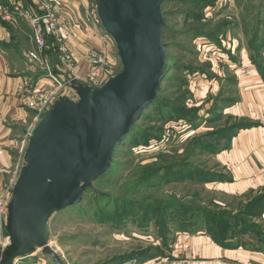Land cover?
Returning <instances> with one entry per match:
<instances>
[{
    "label": "rangeland",
    "instance_id": "obj_1",
    "mask_svg": "<svg viewBox=\"0 0 264 264\" xmlns=\"http://www.w3.org/2000/svg\"><path fill=\"white\" fill-rule=\"evenodd\" d=\"M162 11L169 69L158 106L116 148L97 192L52 215L62 264H222L214 245L262 252L264 263V129L245 136L264 128V0H167ZM111 50L108 77L121 69ZM38 120L11 147L13 181ZM16 264L57 263L38 249Z\"/></svg>",
    "mask_w": 264,
    "mask_h": 264
},
{
    "label": "water",
    "instance_id": "obj_2",
    "mask_svg": "<svg viewBox=\"0 0 264 264\" xmlns=\"http://www.w3.org/2000/svg\"><path fill=\"white\" fill-rule=\"evenodd\" d=\"M167 0H94L115 44L121 69L101 85L76 83L74 97L55 100L32 128L7 207L8 245L0 264H16L49 246L54 213L80 203L110 169L116 148L154 102L167 73Z\"/></svg>",
    "mask_w": 264,
    "mask_h": 264
},
{
    "label": "crops",
    "instance_id": "obj_3",
    "mask_svg": "<svg viewBox=\"0 0 264 264\" xmlns=\"http://www.w3.org/2000/svg\"><path fill=\"white\" fill-rule=\"evenodd\" d=\"M23 8L36 13H43L51 8L58 13L61 20V32L74 58L76 73L81 74L88 69L85 54L87 50L99 46L97 39L92 35L91 30H87L86 26L82 25L81 29L70 27L73 23L72 18L82 19L83 6L77 1L0 0V151H2L0 155V195L5 190H9V186L11 187L15 179L17 169L10 171L11 147L19 146L18 142L22 140L23 135L21 134L24 127L33 122L35 113L25 105L29 96L33 92V94L47 97L48 92L55 86L50 82L49 73L59 79L66 78L61 69V58L59 52L56 51L57 44L54 38H51L53 43H50L47 52L45 51L46 58L40 60L28 58L27 52L35 48V43L27 21L17 14V11ZM6 11L11 13V21L3 19ZM70 82V97H72L73 86L79 81ZM262 129H264L262 126L253 127L246 132L248 134L245 136L246 138H252L254 134L257 136L261 134L259 131ZM250 141L247 140V143ZM210 247L212 256L209 257L213 258L212 261L224 259L225 262L222 264H258L257 256L262 255V252L248 249H226L217 245ZM262 259L264 260L263 256Z\"/></svg>",
    "mask_w": 264,
    "mask_h": 264
},
{
    "label": "built area",
    "instance_id": "obj_4",
    "mask_svg": "<svg viewBox=\"0 0 264 264\" xmlns=\"http://www.w3.org/2000/svg\"><path fill=\"white\" fill-rule=\"evenodd\" d=\"M70 1H77L80 5H82L84 13L83 19L81 20L72 18L73 23H71L70 27L81 29L82 25L84 27L86 26L87 30H91V32H93L99 44L98 48L87 50L85 58L88 69L81 74L76 73L75 71L74 58L67 47V44L65 43V36L61 32V20L55 10L49 8L43 13H36L28 9H20L17 11V14L27 21L28 27L31 31V36L35 43V48L27 52L28 58L30 60H40L42 58H46V40L48 37L54 38L57 44V51L59 52L61 58V69L66 75V78L59 79L57 76L51 73L48 74L50 82H52V84L55 86L48 92L47 97L36 95L35 93L33 94V92L31 93L25 105L34 111L35 120L38 118L40 119L55 100L63 99L66 96L70 97V81L78 80L79 82L87 83L93 86H99L106 80V78H108V70L115 63L110 57L112 55L111 47L114 48L115 44L103 30L96 15L95 5H91L89 0ZM3 19L11 21V13L6 11ZM39 81L41 82V80ZM32 127L34 126L32 125ZM31 131L32 128L30 131H28L27 136L23 140V144L25 141L27 143L28 136ZM23 150L24 148L22 146L21 151L24 153ZM1 154L2 151H0V155ZM12 185L9 190H5L0 195V249L6 247L9 243L8 236L6 235L4 228Z\"/></svg>",
    "mask_w": 264,
    "mask_h": 264
},
{
    "label": "trees",
    "instance_id": "obj_5",
    "mask_svg": "<svg viewBox=\"0 0 264 264\" xmlns=\"http://www.w3.org/2000/svg\"><path fill=\"white\" fill-rule=\"evenodd\" d=\"M23 9H24V8H23ZM166 29H167V27L165 28V31H166ZM165 31H164L163 36L165 35ZM48 39L52 40L51 37H48V38H47V40H46L47 45H46V49H45L46 52H47V49H48V45L50 44V43H48V42L50 41V40H48ZM167 47H168V45H167ZM55 48H56V51H57V47H55ZM168 58H169V55L167 56V59H168ZM168 69H169V67H168V62H167V72H168ZM158 95H159V93L157 94V96H156L154 102L149 106V108H156V107L158 106V103H159V102H158ZM215 107H216V105L213 106V109H215ZM149 108H148V109H149ZM148 109H147V110H148ZM147 110H146V111H147ZM155 110H157V109H155ZM159 110H161V109H159ZM146 111H145V112H146ZM145 112H144V113H145ZM144 113L142 114V116H144ZM142 116H141V118H142ZM251 125H252L251 123L234 124L233 126H230V128H231V129H235V128L239 129V128L246 127V126L248 127V126H251ZM136 126H137V124H135V125L132 127L130 133L132 132L133 128L136 127ZM129 136H130V134H129L125 139L129 138ZM132 137H133V136L131 135V139H130V140H132ZM125 139H124V140H125ZM123 142H124V141H123ZM123 142H122V143H123ZM105 175H106V174H105ZM179 175H180V176H177V177H181V173H179ZM102 177H103V176H102ZM102 177H100V178H102ZM100 178H99V179H100ZM89 191H90V190H87V191L84 193V196L87 195V193H88ZM262 199H263V198H262ZM262 201H263V203H262V208H263V207H264V199H263ZM263 209H264V208H263ZM263 211H264V210H263ZM259 212H260V211H259ZM216 242L219 243L220 245H223L224 247H228V246H230V245H233V244H228V243H225V242H222V241H219V240H217Z\"/></svg>",
    "mask_w": 264,
    "mask_h": 264
},
{
    "label": "bare ground",
    "instance_id": "obj_6",
    "mask_svg": "<svg viewBox=\"0 0 264 264\" xmlns=\"http://www.w3.org/2000/svg\"><path fill=\"white\" fill-rule=\"evenodd\" d=\"M148 108H149V107H148ZM148 108H147V109H148ZM140 118H141V117H140ZM123 141H124V140H123ZM123 141H122V142H123ZM119 146H120V145H119Z\"/></svg>",
    "mask_w": 264,
    "mask_h": 264
}]
</instances>
